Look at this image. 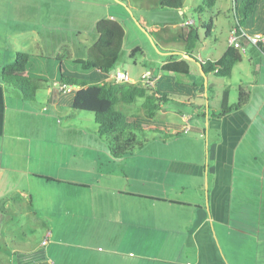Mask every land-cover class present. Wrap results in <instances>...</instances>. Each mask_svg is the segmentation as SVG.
I'll use <instances>...</instances> for the list:
<instances>
[{
    "label": "crops",
    "instance_id": "obj_1",
    "mask_svg": "<svg viewBox=\"0 0 264 264\" xmlns=\"http://www.w3.org/2000/svg\"><path fill=\"white\" fill-rule=\"evenodd\" d=\"M53 5L54 0H0V264H264V224L261 217H249L251 226L246 227L241 209L254 194L247 193L244 175H264L261 49L246 44L230 78L248 64L242 76L251 78L250 99L242 108L208 120L205 155L197 151L191 161L176 150L165 158L170 161L165 168L148 162L141 170L110 176L102 169L103 160L119 164L136 150L119 158L111 152L101 157L96 144L85 151L84 136L72 137L77 150L66 146L69 136L61 133L68 125L59 124L55 112L67 108L71 116L78 113L70 112L76 87L61 92L58 77L52 75V85L43 81L36 100L27 101L2 80V67L14 61L17 51L41 55L35 48L51 38L55 14L61 19L67 14ZM188 9L178 10L181 26H187ZM246 29L264 31V18L258 27ZM183 40L180 54L186 53ZM227 48L228 43L223 53ZM96 71L92 77L109 80L108 74ZM155 75L154 86L166 93L161 72ZM207 76L209 84L219 82L210 88L223 96L224 78ZM42 89L45 100L38 97ZM256 97L259 102L253 104ZM247 158L263 162L246 167ZM260 182L256 196L262 200L264 178Z\"/></svg>",
    "mask_w": 264,
    "mask_h": 264
},
{
    "label": "rangeland",
    "instance_id": "obj_2",
    "mask_svg": "<svg viewBox=\"0 0 264 264\" xmlns=\"http://www.w3.org/2000/svg\"><path fill=\"white\" fill-rule=\"evenodd\" d=\"M163 1L54 0L53 6L63 8L67 14L63 16V19L55 14L54 23L50 30L52 33L51 38L46 40L45 45L42 44L35 48L37 53L53 58L49 72L41 77L44 79V84L53 82L52 75L58 77V66L60 64L66 73L82 78L91 77L96 70H84L75 61L90 58L92 48L98 38L96 24L103 18H114L124 27L125 36L116 70L126 71L134 79H139L140 75L146 70L158 74L161 72L163 62L170 59L171 55L175 58L180 56V50L184 46L183 39L186 38L192 26L198 29L201 38V43L197 44L192 51V55L194 57L200 55L206 60L209 57L215 58L223 53L227 46L226 39L230 26L238 24L239 26L258 27L264 18L261 4L257 7L254 19L239 17V22L235 16L237 4L235 0H217L212 9L205 7L199 11L197 8L203 3V0H182V6H188V13H191L190 16L186 17V19H189L187 21L191 22L188 25L190 26L189 29H187V26L180 25L183 21L182 14L178 10L164 7L162 5ZM142 18L145 22H142ZM136 49H139V51H135ZM57 58H59V61ZM187 60L190 65L189 74L173 73L171 76L164 75L160 81L169 87L165 91L172 97L162 104V109L158 110L154 117L145 116L142 107L144 98H138L132 104L117 105V108L124 111L128 116H137L131 118L132 120H137L145 126H160L163 134L149 132V140L143 147L136 148L133 156L120 159L119 164L104 159L102 169L108 175L124 176L130 169H143L148 162H150L151 167L165 168L170 162L165 158H168L176 150L186 152L191 161L194 160L197 151L199 156L205 155L204 144L206 147V134L209 130L208 120L220 111L222 93L215 88H210L211 84L208 83V76L203 74L197 61ZM246 69H248V64L237 68L232 78H224V87L230 93V103H235L238 100L241 82L244 83V87L250 88L251 78L242 76ZM215 84L211 86H215ZM45 94L46 89L39 92L38 97L41 96L40 100H45ZM258 100L259 98L256 97L253 104H257ZM60 110L55 112V120L60 122L59 124L68 125L66 131L61 133L69 136L68 145H66L68 148L76 144L77 139L72 137L84 136L87 137L86 140H83L85 151H90L96 144L95 153L101 157H105V154L110 152L107 141L99 139L94 116L91 112L75 111L78 113L71 116L67 112V108ZM261 116L264 119V106ZM258 119H261V117L259 116ZM73 120L78 121V124H73ZM70 121L71 123H69ZM260 130L264 133V127H260ZM167 133L174 134V136L166 141L162 140V137ZM199 135H202L203 139L198 138ZM77 147L78 145H75L73 150H77ZM257 161L258 163L251 158H247L244 165L246 167H259L263 159L260 158ZM125 162H128V167ZM262 178H264L262 174L261 176L244 175L247 193H254L250 199L247 198L250 200H248L247 205L241 208L244 210L242 214L247 217L246 227L251 226V223L247 221L249 217H261V223L264 224V199L259 200L256 196ZM206 185L207 181L205 182ZM261 190L264 194L263 187ZM249 203H252V205ZM250 220L252 224H255L254 220L251 218ZM14 225L16 228L18 224ZM16 231L18 232L17 228ZM3 234L4 231L0 228V244L3 243ZM69 240L76 244L82 243L78 238Z\"/></svg>",
    "mask_w": 264,
    "mask_h": 264
},
{
    "label": "trees",
    "instance_id": "obj_3",
    "mask_svg": "<svg viewBox=\"0 0 264 264\" xmlns=\"http://www.w3.org/2000/svg\"><path fill=\"white\" fill-rule=\"evenodd\" d=\"M217 0H203L197 10L205 7L212 9ZM235 16L240 18L254 19L257 7L261 4L264 11V0H235ZM162 5L169 9L179 10L182 8V0H164ZM243 26V25H242ZM245 27V26H243ZM247 28V27H245ZM98 38L92 48L89 59L76 60L84 70H97L101 73L110 74L116 70L122 48L125 30L122 24L114 18L100 19L96 24ZM211 29V28H210ZM250 32H256L249 29ZM152 35V33H150ZM201 38L196 27H191L185 38V54L192 57V51ZM135 51H139L136 49ZM242 52L238 49L228 47L223 55L216 60L196 61L202 62V71L205 75L214 73L219 78H230L237 63L242 60ZM53 58L42 55L30 54L23 50L17 51L13 62L1 69L3 82L19 89L24 99L35 101L38 91L41 89L43 78L38 76L50 70ZM59 61V58H57ZM59 84L76 87L73 101L70 105V112L88 111L94 116L97 126V133L106 140L113 157L119 158L136 148L143 146L149 140V132L163 134L160 126H145L137 120L136 115L128 116L124 111L117 108L119 104H132L138 98H144L143 109L146 117L152 118L162 104L169 100L171 95L160 91L157 87H151L142 83H116L94 77H79L66 73L58 66ZM190 65L185 57L176 59L170 56L161 66V76H171L173 73L189 74ZM104 79V80H103ZM103 80V81H102ZM47 81V80H46ZM229 90H225L221 99L220 111L215 117H222L225 114L242 108L250 99L251 92L248 88L240 85L238 100L235 103L229 102ZM174 134H165L162 140H167ZM41 178L59 181L53 177L38 175ZM153 198V197H150ZM160 199V198H154Z\"/></svg>",
    "mask_w": 264,
    "mask_h": 264
},
{
    "label": "built area",
    "instance_id": "obj_4",
    "mask_svg": "<svg viewBox=\"0 0 264 264\" xmlns=\"http://www.w3.org/2000/svg\"><path fill=\"white\" fill-rule=\"evenodd\" d=\"M191 22L187 21L185 25H189ZM228 47H232L240 50L241 52L246 51V44L257 46L261 49L264 59V31L250 32L248 29L236 24L230 31L227 39ZM109 80L116 83H142L150 86H154L157 80V76L150 70L144 71L140 78L134 80L128 72L115 70L108 74ZM74 86L62 84L59 86L61 92H69ZM47 243V239L43 241V244Z\"/></svg>",
    "mask_w": 264,
    "mask_h": 264
},
{
    "label": "water",
    "instance_id": "obj_5",
    "mask_svg": "<svg viewBox=\"0 0 264 264\" xmlns=\"http://www.w3.org/2000/svg\"><path fill=\"white\" fill-rule=\"evenodd\" d=\"M181 54H183V56L186 58V59H192V60H195L194 59V57H192V56H190V55H188V54H185V53H181ZM198 64H199V66H200V68H201V70H202V62H198ZM203 72V71H202ZM204 74V73H203ZM206 76V75H205Z\"/></svg>",
    "mask_w": 264,
    "mask_h": 264
}]
</instances>
